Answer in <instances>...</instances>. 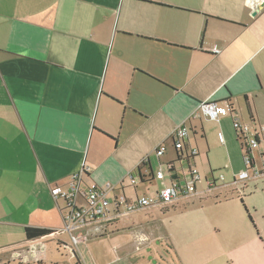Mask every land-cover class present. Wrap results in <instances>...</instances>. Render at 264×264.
Segmentation results:
<instances>
[{
	"label": "crops",
	"instance_id": "obj_1",
	"mask_svg": "<svg viewBox=\"0 0 264 264\" xmlns=\"http://www.w3.org/2000/svg\"><path fill=\"white\" fill-rule=\"evenodd\" d=\"M252 13L245 0H0V259L24 260L42 238L25 239L24 226L55 230L50 235L62 227L51 184L83 171L85 182L126 186L141 160L153 170L161 142L158 164L174 158L169 136L182 122L198 152L203 142L236 141L233 118L258 121L264 7ZM204 101L231 113L188 120ZM263 180L210 189L214 211L173 246L180 264H264V225H244L234 201L263 220L264 202L245 200L264 196ZM138 187L131 188L150 195ZM204 198L201 191L176 205Z\"/></svg>",
	"mask_w": 264,
	"mask_h": 264
},
{
	"label": "rangeland",
	"instance_id": "obj_2",
	"mask_svg": "<svg viewBox=\"0 0 264 264\" xmlns=\"http://www.w3.org/2000/svg\"><path fill=\"white\" fill-rule=\"evenodd\" d=\"M257 114L259 119L255 122V125L264 126V105L259 106ZM231 143V145L228 143L225 145L219 144V147L210 141L206 147L203 142L198 148L195 166L200 179L196 183V195L201 191H206V198H204L201 205L196 201L192 203L188 201L184 206L179 204L169 207L167 211L163 210L161 213L157 210L129 212L107 223L103 232L85 237L75 247L72 245V249L68 247L70 240L67 234L45 235L35 242L33 248H29L24 260L22 258H4L0 259V264H180L173 246L182 243V231L185 228L197 225L201 220L204 221L215 209L212 206H206L212 202L211 196L214 193V191L208 189L204 181V176L207 179L212 178L209 168L214 170L213 178L219 179L220 174L223 175V181L219 180L222 183L231 181V175L234 174L236 164L244 167L238 141L236 142L233 139ZM235 149L237 153H235ZM154 157L153 170L156 171L159 164L158 158ZM180 163H184L185 166L184 161ZM176 164L179 166V162H176ZM162 169L164 170V167ZM158 181L154 179L146 186L138 184V192L154 194L156 190L161 189ZM124 182L128 184L127 180ZM259 185L264 187V180ZM250 189H253V185ZM133 192L134 190L131 187L125 189L127 195L133 194ZM246 197L247 202L250 201L259 206L264 202L262 200L264 196L257 194L247 195ZM186 199L189 200V198ZM234 201L244 213V225L252 229L257 227V223L264 225V219L260 220L261 217L255 209L250 208L248 210L243 201L245 210L239 199L234 197ZM248 215H250L251 220ZM253 215L255 219L252 217ZM59 239L66 242L67 246L60 245L58 243ZM198 242L199 240L196 239V243Z\"/></svg>",
	"mask_w": 264,
	"mask_h": 264
},
{
	"label": "built area",
	"instance_id": "obj_3",
	"mask_svg": "<svg viewBox=\"0 0 264 264\" xmlns=\"http://www.w3.org/2000/svg\"><path fill=\"white\" fill-rule=\"evenodd\" d=\"M251 11H258L264 7V0H245ZM214 53L219 52L217 46L212 47ZM231 107L217 101H204L198 104L197 108L188 115V120L199 119L204 116L210 120H218L220 117L230 115ZM232 126L235 131L238 144L242 152L244 167L231 181L226 182L228 186L234 187L238 182L249 179L264 177V126L255 123H242L238 119H232ZM189 129L185 122L177 125L170 133L172 148L179 151V159L174 158L160 165L154 171V179H167L161 189L154 194L145 195L134 192L127 195L125 187L136 188L138 184H148V178L140 183L138 177L130 171L126 175L127 185L112 186L109 183L100 185L95 182H85L83 171L71 174L64 181L55 182L49 186L52 199L57 203L61 202L59 208L62 219V227L56 230L58 234H67L70 240L69 249L72 245L77 246L89 235H97L104 231L107 223L126 215L129 212L141 210L148 207L166 209L176 206L182 198H189L196 193V183L199 181V173L194 164L185 162L186 153L188 156L197 155V149L187 143ZM218 139L222 141V133H218ZM186 149V152L183 150ZM166 144H158L154 152L157 157L164 155ZM184 161L181 164L180 162ZM176 162H179L177 166ZM164 167V170L162 169ZM146 174V173H145ZM223 181V175L219 179H204L208 189H212ZM139 243V242H138ZM67 246V244H66ZM79 264V263H78Z\"/></svg>",
	"mask_w": 264,
	"mask_h": 264
},
{
	"label": "trees",
	"instance_id": "obj_4",
	"mask_svg": "<svg viewBox=\"0 0 264 264\" xmlns=\"http://www.w3.org/2000/svg\"><path fill=\"white\" fill-rule=\"evenodd\" d=\"M221 103V102H219ZM230 106V105H229ZM231 107V106H230ZM235 132V131H234ZM235 139L237 141V138L235 136ZM170 143L172 145V141L170 139ZM183 152H186V149L183 150ZM179 154L180 152L177 151L175 152V157L179 159ZM185 156V162L188 165V163L193 164V159L197 156H188L186 153H183ZM160 165H166V163H161L159 162V166ZM144 171V172H143ZM133 173L138 177L140 183H144L145 182V177L148 178L147 182H150L153 179V173L154 171L151 169L149 163L147 160H141V162L133 169ZM146 173V174H145ZM211 174H213V171L210 172ZM241 204H243L242 199H240ZM244 205V204H243ZM245 208V206H244ZM246 210V208H245ZM248 218L251 220L250 215H248ZM55 230L49 229V228H45V227H31V226H24L23 227V233H24V238L27 240H31V239H35V238H39L48 234L53 233Z\"/></svg>",
	"mask_w": 264,
	"mask_h": 264
},
{
	"label": "water",
	"instance_id": "obj_5",
	"mask_svg": "<svg viewBox=\"0 0 264 264\" xmlns=\"http://www.w3.org/2000/svg\"><path fill=\"white\" fill-rule=\"evenodd\" d=\"M252 14H255V11H253V13Z\"/></svg>",
	"mask_w": 264,
	"mask_h": 264
}]
</instances>
